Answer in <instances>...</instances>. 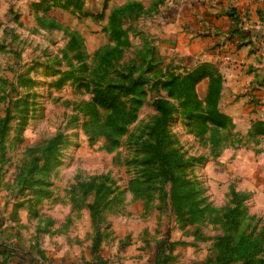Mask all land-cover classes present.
<instances>
[{"label": "rangeland", "instance_id": "374dc122", "mask_svg": "<svg viewBox=\"0 0 264 264\" xmlns=\"http://www.w3.org/2000/svg\"><path fill=\"white\" fill-rule=\"evenodd\" d=\"M84 2L0 0V264H264V137L158 44L186 0Z\"/></svg>", "mask_w": 264, "mask_h": 264}, {"label": "crops", "instance_id": "0c3cea01", "mask_svg": "<svg viewBox=\"0 0 264 264\" xmlns=\"http://www.w3.org/2000/svg\"><path fill=\"white\" fill-rule=\"evenodd\" d=\"M199 1L203 3L186 0L180 12V8L176 9L172 20L163 23L167 25L166 34H162L158 44L175 50L179 63L187 71L209 66L212 75L202 79L196 88L201 101L208 96L211 80L220 78L218 110L228 117L227 129L232 132L234 142L259 140L264 137L263 2ZM229 7L234 13L230 18L226 14ZM224 56H231V61L223 62ZM123 238L120 236L117 241ZM132 243L135 245V240ZM123 255L117 253L118 257Z\"/></svg>", "mask_w": 264, "mask_h": 264}, {"label": "trees", "instance_id": "16d2710c", "mask_svg": "<svg viewBox=\"0 0 264 264\" xmlns=\"http://www.w3.org/2000/svg\"><path fill=\"white\" fill-rule=\"evenodd\" d=\"M66 6H72L76 10H85V2L83 0H66ZM212 75L211 69L209 66H204V67H199L192 72L189 71L187 75L184 78V91L182 93L183 95V105L182 108H187V106L192 104H197L200 100L198 99V95L196 92V88L198 83L204 79L205 77H208ZM221 79L220 78H213L211 80V86L210 90L208 93V96L204 102H202L204 105H206V110H209L210 112L208 113V116L210 117V120L212 121V124H216V126L219 127H225L228 128V125L230 123L228 117L224 116L223 114L220 113L218 110V102L220 98V93H221ZM199 100V101H198ZM156 107L158 110H160L162 113H166L167 111V104L161 100H158L156 102ZM102 237L100 240H96L95 243L92 246V253L95 254V264H104L105 261H103L101 257V242H102ZM162 248V247H160ZM156 250V255L154 258V264H167L170 261V257L167 256V250ZM16 250V249H15ZM169 252H173V246H171ZM9 254L8 257L11 258L12 255H14V252L7 251ZM2 252H0L1 254ZM171 256V255H170ZM7 257V258H8ZM164 258V261H161V259Z\"/></svg>", "mask_w": 264, "mask_h": 264}, {"label": "built area", "instance_id": "2783aa9c", "mask_svg": "<svg viewBox=\"0 0 264 264\" xmlns=\"http://www.w3.org/2000/svg\"><path fill=\"white\" fill-rule=\"evenodd\" d=\"M263 5H264V0H262ZM223 62H230L231 61V56H224V58L222 59Z\"/></svg>", "mask_w": 264, "mask_h": 264}]
</instances>
